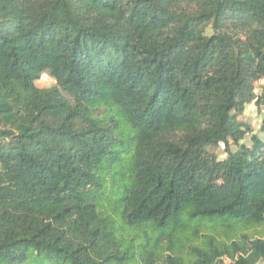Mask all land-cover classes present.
<instances>
[{"label": "trees", "instance_id": "obj_1", "mask_svg": "<svg viewBox=\"0 0 264 264\" xmlns=\"http://www.w3.org/2000/svg\"><path fill=\"white\" fill-rule=\"evenodd\" d=\"M226 261L264 264V0H0V264Z\"/></svg>", "mask_w": 264, "mask_h": 264}, {"label": "rangeland", "instance_id": "obj_2", "mask_svg": "<svg viewBox=\"0 0 264 264\" xmlns=\"http://www.w3.org/2000/svg\"><path fill=\"white\" fill-rule=\"evenodd\" d=\"M54 81L47 75H43L42 78L36 82V86L38 88H50L52 86H54ZM259 118L260 115L255 111V107L253 105H250L246 112L244 113V115L240 118V120H244L246 123L250 124L252 127L258 128L259 127ZM220 149H222V147L220 146ZM220 154L219 156H221V158L224 157V154L221 153V150L218 151ZM226 264H229L228 261H226Z\"/></svg>", "mask_w": 264, "mask_h": 264}]
</instances>
